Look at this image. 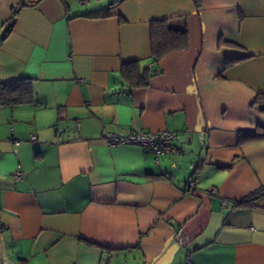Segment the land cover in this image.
I'll list each match as a JSON object with an SVG mask.
<instances>
[{
    "label": "crops",
    "instance_id": "crops-1",
    "mask_svg": "<svg viewBox=\"0 0 264 264\" xmlns=\"http://www.w3.org/2000/svg\"><path fill=\"white\" fill-rule=\"evenodd\" d=\"M111 1L0 0V83L35 93L0 106V264H264V139L238 142L264 128V0ZM170 18L187 48L130 88L121 66L152 69L150 22ZM160 131L178 153L158 163L106 142Z\"/></svg>",
    "mask_w": 264,
    "mask_h": 264
},
{
    "label": "trees",
    "instance_id": "trees-1",
    "mask_svg": "<svg viewBox=\"0 0 264 264\" xmlns=\"http://www.w3.org/2000/svg\"><path fill=\"white\" fill-rule=\"evenodd\" d=\"M120 0H112L110 7L116 5ZM197 9L202 6V0H194ZM19 8H14L7 19V28L2 38H5L11 31ZM220 44L228 47H237L235 44L220 40ZM188 46V29L184 18H170L153 20L150 22V55L153 63L152 69H141L137 62L125 63L121 66L120 74L130 88L145 87L149 79L161 73L158 63L166 54L186 49ZM241 59L227 61L226 65L234 64ZM35 93L32 81L19 79L10 82L0 83V106H14L18 104L33 103ZM264 112V95L257 94L253 104ZM264 139V128L257 127L253 131H242L239 133V144ZM252 197L264 196V188L256 191ZM238 205H251L250 199L246 198Z\"/></svg>",
    "mask_w": 264,
    "mask_h": 264
},
{
    "label": "built area",
    "instance_id": "built-area-1",
    "mask_svg": "<svg viewBox=\"0 0 264 264\" xmlns=\"http://www.w3.org/2000/svg\"><path fill=\"white\" fill-rule=\"evenodd\" d=\"M57 133V132H56ZM31 140H35V136H30ZM178 139L177 133H170L166 131H160L157 133H144V132H132L123 136H110L106 139V142L109 146H138L142 149L149 150L154 156L156 163L161 156L167 154H177L178 150H176L173 146L175 140ZM18 144V142H16ZM17 178L21 177V173L16 174ZM187 189L193 191L195 189L193 182L187 183ZM216 190L214 188H208L206 190V194L208 197H212L215 195ZM183 264H193L189 258H186Z\"/></svg>",
    "mask_w": 264,
    "mask_h": 264
},
{
    "label": "rangeland",
    "instance_id": "rangeland-1",
    "mask_svg": "<svg viewBox=\"0 0 264 264\" xmlns=\"http://www.w3.org/2000/svg\"><path fill=\"white\" fill-rule=\"evenodd\" d=\"M133 262L134 260H132V258L128 257L126 259V257L121 256L117 260H114L113 264H133Z\"/></svg>",
    "mask_w": 264,
    "mask_h": 264
}]
</instances>
